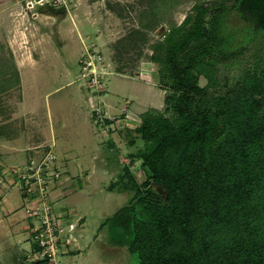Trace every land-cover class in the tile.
I'll return each instance as SVG.
<instances>
[{"label": "trees", "instance_id": "16d2710c", "mask_svg": "<svg viewBox=\"0 0 264 264\" xmlns=\"http://www.w3.org/2000/svg\"><path fill=\"white\" fill-rule=\"evenodd\" d=\"M232 13L250 31L236 46ZM119 43L156 65L164 90L163 108L141 112L129 137L143 142L128 155L144 179L123 165L108 186L131 192L114 214L137 264H264V0H142ZM234 65L228 83L219 71Z\"/></svg>", "mask_w": 264, "mask_h": 264}, {"label": "rangeland", "instance_id": "374dc122", "mask_svg": "<svg viewBox=\"0 0 264 264\" xmlns=\"http://www.w3.org/2000/svg\"><path fill=\"white\" fill-rule=\"evenodd\" d=\"M140 1L142 0H67L65 3L53 4L46 0L41 3L35 0H0V87L4 86L0 90V130L5 136H10L8 139L27 138L28 142L38 138L37 125L33 119H25L26 109L20 103L23 97L30 100L55 94H81L90 103L91 100L95 103L90 106L93 119L99 112L101 115H113L122 121V125L113 130L116 131L113 135L115 139L110 137L113 131L105 130L104 126L93 122L105 135L100 142L101 149L97 159L104 160L105 172L102 177L97 176L98 181L95 180V183L82 180L80 192L84 196L76 201L75 198L70 199L77 204H72V210H78V214H81L78 216L72 211L74 214L71 219L75 222V228L70 236L66 255L73 253L75 256L68 257L59 253L54 259L45 262L35 261L33 258L35 243L28 238L27 225L34 221V217L27 216L25 212L28 203L19 188L22 182L13 169L20 173L30 154H41L44 151L43 145L28 149L24 163H20V146L15 151L14 147L12 151L7 150L8 154H14L11 160L8 159L11 164L0 158V197L3 195L0 198V264H25L23 259H26V264H137L135 256L127 247L131 229L119 231L117 223L120 215L114 214L131 192H120L108 186L116 179L123 165H128L139 181L144 179L140 159L129 163L128 155L134 148L136 150L141 147L143 142L136 138L134 145L129 146V137L133 136L131 130L139 123V115L143 110L150 107L163 108L164 90H160L158 86L155 87L156 90L141 86L144 84L154 87V83H157L156 65L145 55L137 58L135 50H125L119 43L136 26V10ZM191 4L192 1H186L178 5L172 12V18L177 22L182 20ZM229 17L226 30L230 35V42L236 46L247 40L250 35L249 26L236 13ZM161 31L162 27H158L149 32L150 41L157 38ZM143 52L150 53L147 45ZM88 54H99L102 62L96 70L101 75L100 84L93 90L89 89L88 80L82 75V71L86 70L81 68L84 63L81 60ZM237 67L220 68L219 72L225 74L226 81L230 83L236 75ZM5 78L10 79L7 82ZM187 79L199 85L205 84V79L197 77L192 71L188 73ZM57 88L59 90L55 91ZM217 89V86L208 88L209 91ZM112 91L118 93L119 97L116 101L117 108L110 113L106 110L104 101L106 93L111 96ZM125 97L139 102L136 104L138 107L124 104ZM41 107L44 109L43 103ZM141 109L143 110L139 112ZM30 115L38 122H43L40 119L42 115ZM107 156L110 158L105 160ZM87 170L96 171L94 175L101 173L100 167L88 166ZM10 178L17 181V184L9 185L7 180ZM50 193L52 208L59 211L62 200L57 198L56 193ZM9 208H13L12 211ZM20 217L23 218L21 221ZM1 218L4 220L1 221ZM20 222L25 223L26 227L20 229ZM60 223L57 221L58 225ZM66 228L61 232L62 235L68 233ZM14 234L17 237H12Z\"/></svg>", "mask_w": 264, "mask_h": 264}, {"label": "crops", "instance_id": "0c3cea01", "mask_svg": "<svg viewBox=\"0 0 264 264\" xmlns=\"http://www.w3.org/2000/svg\"><path fill=\"white\" fill-rule=\"evenodd\" d=\"M141 86L142 88H150L151 90H153L158 85L157 83H154V87L147 85L144 86V84H141ZM159 89L163 90L160 87ZM57 90H59V88H57L55 91ZM110 94L111 96H107L106 93V101H104V105L106 110L112 113L113 110L117 108L116 101L118 100L119 95L118 93L113 91ZM124 101V104L126 105L134 104L133 107H136V104H139V102L136 103L134 102L133 98L129 97H125ZM20 103L22 105V108L26 109L24 115H27V117L25 119L32 118L34 124L37 125L36 129H38L37 135L39 139L36 137L37 139H32V141L30 140L28 142L27 138H22V140H20L18 137L16 138L15 136V138L8 139L10 136H5L4 132L0 130V158H3L4 162L6 161L7 163H10L8 162V159L11 160L14 154H8L7 152L9 150L12 151L11 149H13V147L15 151L16 148L20 146V163H24L27 158L28 149H33L41 145H43V149H47L50 147L55 153L58 162L57 164L61 173L59 179L56 180L55 185L51 188V191L53 194L56 193L57 198H59L60 201L62 200V204H60V210L64 211L62 212V214H65V217L68 220H72L71 218L74 214L72 211L76 212L77 214L79 212L78 210H72V204L75 206L77 204L73 203L70 199L75 198L76 201V199L80 198L81 196H84V194L80 192L82 191V180H84V182L87 180L95 183V180H97V176L101 175L102 177L105 172L104 160H97L99 150L101 149L100 142L104 139L105 135H103V133H101L97 129L96 125L93 123L94 121L90 106L94 102L93 100H91L90 103V101L87 100V98L85 96H82L81 94H55V96L49 95V97H43V99H39V97H36L29 100L27 97H23L22 102ZM42 103L44 104V109L43 107H41ZM130 109L132 111H135V109H133L132 107H130ZM142 110L143 109L138 111L140 112ZM30 113H38L42 115L40 119H42L43 122H38L39 120L37 121L36 119H34L33 116L30 115ZM115 133L116 131L110 133V137L112 139H115L113 138V135ZM21 137L23 136L21 135ZM35 142L36 144H34ZM54 148L56 149V151ZM24 149L26 151H24ZM108 158L110 157L107 156L105 160H107ZM1 162L4 163L3 161ZM88 166L91 168L100 167L101 173L99 175H94L96 171L88 172ZM3 172L4 169L2 170V174ZM12 209L13 208H9L8 210L12 211ZM60 210L58 212H60ZM8 215L6 216L8 217ZM11 215L12 214H10L9 216ZM78 216H81V214H78ZM7 217H5V221H7ZM20 218L21 221L23 218ZM2 219L4 220V218H1V221ZM25 227L26 224H21L20 222V229ZM13 236L17 237L16 234L12 235V237ZM20 244H22V242ZM66 256L71 257L75 255L71 253ZM23 261L26 264V259H23Z\"/></svg>", "mask_w": 264, "mask_h": 264}, {"label": "built area", "instance_id": "2783aa9c", "mask_svg": "<svg viewBox=\"0 0 264 264\" xmlns=\"http://www.w3.org/2000/svg\"><path fill=\"white\" fill-rule=\"evenodd\" d=\"M41 1L43 0H35L37 3H41ZM66 1L46 0V2H52L53 4L65 3ZM100 59L101 56L99 54L93 56L88 54L81 60L84 62L81 68L83 67L86 70V72L82 71V75L86 76L90 90L95 89V86L100 84L101 75L96 72L98 66L102 63ZM93 120L95 123L104 126L105 130L108 131H113L122 125V121L119 118L108 114L107 116L106 114L101 115L99 112H97V117ZM124 120L126 119L124 118ZM13 171L17 172V177L22 182L21 185L19 184V188L22 189V196L28 203L25 207V212L27 216L34 217V221L27 225L28 238H31L35 243L32 250H35L33 258L36 259L35 261L44 260L43 262L52 260L54 256L67 250L68 246H70V236L75 228V222L68 220L65 214L54 210L50 202L52 198L51 188L61 174L56 163L55 153L49 147L44 149L41 154H30L24 167L20 169V173H18L17 169H13ZM7 183L14 185L17 184V181H13L10 178ZM57 221L61 223L58 225ZM65 228L68 233L62 235L61 232Z\"/></svg>", "mask_w": 264, "mask_h": 264}, {"label": "water", "instance_id": "95a60500", "mask_svg": "<svg viewBox=\"0 0 264 264\" xmlns=\"http://www.w3.org/2000/svg\"><path fill=\"white\" fill-rule=\"evenodd\" d=\"M29 263V262H28ZM30 264H31V262H30Z\"/></svg>", "mask_w": 264, "mask_h": 264}]
</instances>
